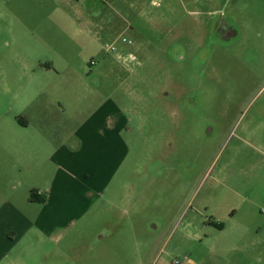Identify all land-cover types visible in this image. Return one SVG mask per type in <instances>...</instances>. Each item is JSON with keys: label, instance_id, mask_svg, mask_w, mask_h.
<instances>
[{"label": "rangeland", "instance_id": "1", "mask_svg": "<svg viewBox=\"0 0 264 264\" xmlns=\"http://www.w3.org/2000/svg\"><path fill=\"white\" fill-rule=\"evenodd\" d=\"M1 79L54 80L60 111L58 99L86 117L110 100L125 123L112 191L127 204L97 207L48 253L264 264V0H0Z\"/></svg>", "mask_w": 264, "mask_h": 264}, {"label": "crops", "instance_id": "2", "mask_svg": "<svg viewBox=\"0 0 264 264\" xmlns=\"http://www.w3.org/2000/svg\"><path fill=\"white\" fill-rule=\"evenodd\" d=\"M55 97L54 80H0V103L23 102L15 114L0 111V264H69L52 253L64 229L102 204H127V193L116 200L112 191L129 142L110 100L86 117L58 99L60 111Z\"/></svg>", "mask_w": 264, "mask_h": 264}, {"label": "built area", "instance_id": "3", "mask_svg": "<svg viewBox=\"0 0 264 264\" xmlns=\"http://www.w3.org/2000/svg\"><path fill=\"white\" fill-rule=\"evenodd\" d=\"M122 42H123V43L131 44V41L127 40V38H122ZM106 50H107L108 52H116V51H118V48H117V46H116V43L107 44V45H106ZM128 59H130V60H135V59H136V56H134L133 54H130ZM92 64H94V62H93ZM263 210H264V209H263ZM263 212H264V211H263Z\"/></svg>", "mask_w": 264, "mask_h": 264}, {"label": "flooded vegetation", "instance_id": "4", "mask_svg": "<svg viewBox=\"0 0 264 264\" xmlns=\"http://www.w3.org/2000/svg\"><path fill=\"white\" fill-rule=\"evenodd\" d=\"M226 21H221V28L218 30L220 37H227L229 34H227L229 32V29H223V26H225ZM219 36V35H218Z\"/></svg>", "mask_w": 264, "mask_h": 264}]
</instances>
